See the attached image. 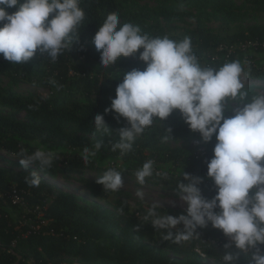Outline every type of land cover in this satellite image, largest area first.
Segmentation results:
<instances>
[{
    "label": "trees",
    "instance_id": "1",
    "mask_svg": "<svg viewBox=\"0 0 264 264\" xmlns=\"http://www.w3.org/2000/svg\"><path fill=\"white\" fill-rule=\"evenodd\" d=\"M79 7L84 11V18L69 37L77 46L92 43L110 13L118 14V27L130 23L150 39L167 37L177 42L184 38L169 34L167 27L171 22L191 19L196 26L187 37L202 68L218 70L226 63L239 61L247 73L246 78L253 82L242 89L247 92L246 101L250 99L252 87L264 89V64L257 60L264 58V26L231 28V24L241 21L249 10L264 11V0H155L153 5H143L140 0H79ZM6 11L11 14L16 8ZM214 21L220 22V34L208 32L207 23ZM96 58L100 60V56ZM145 67V62L121 57L116 65H102L94 73L84 69L82 74L65 76L58 89L48 94L40 90L26 94L16 91L21 83L50 88V57L46 53L35 54L24 64L12 63L4 57L0 59V75L7 78L6 84L0 83V107L24 113V118H18L0 110V149L20 157L22 150L27 155L38 149L51 152L54 158L50 166L41 169L38 164L32 165L51 177L75 176L98 202L106 203L111 196H116L108 208L97 202L83 201L42 178L38 187L30 186L26 178H30L32 171L0 168V188L15 186L25 190L30 212L24 213L40 223L37 231L24 236L29 228L23 223V207L0 198V264H28L31 259L36 264L74 261L82 264H205L193 251L194 246H199L212 258L213 264H225L223 254L238 252L234 246L224 247L230 242L229 238L210 223L197 228L199 236L187 240L188 245L186 241L175 242L179 229H172L173 238L165 239L168 230L150 224L152 217L148 216V211L152 207L132 208L129 191L104 190L96 183L103 175L101 171L114 169L122 176H135L145 162L152 160L153 174L146 179L153 184L177 191L179 181L187 182L183 174L188 173L202 178L198 187L205 189V198L211 199L217 191L206 175L207 161L213 156L216 143L215 134L211 141L204 142L203 152L167 144L188 138L202 141L198 132L189 129L179 110H173L162 121L154 119L153 124L137 136L126 155L121 156L118 149L112 150V144L119 140L118 130L127 126V121L105 109L115 98V88L122 81L123 73L133 69L142 71ZM257 82L260 84L253 86ZM232 102L235 101L226 98V117L233 115ZM98 114L103 116L110 134L100 135L95 131L93 120ZM96 141L101 143V149L85 161L84 149H93ZM87 172H95L97 176L90 178ZM155 211L160 216L186 214L185 209L156 207ZM183 244L185 249L179 250L178 246ZM258 247L264 251V245ZM169 251L185 255L170 256ZM248 259L249 254L242 253L238 264H247Z\"/></svg>",
    "mask_w": 264,
    "mask_h": 264
},
{
    "label": "clouds",
    "instance_id": "2",
    "mask_svg": "<svg viewBox=\"0 0 264 264\" xmlns=\"http://www.w3.org/2000/svg\"><path fill=\"white\" fill-rule=\"evenodd\" d=\"M7 8L16 11L9 14ZM83 18L79 0H0V54L12 63L24 64L39 51L55 61L72 44L69 37ZM118 25V14L110 13L93 36L100 64L116 65L121 57L143 49L138 58L146 67L123 73L115 98L105 109L127 121V126L118 130L119 140L112 144V150L126 155L154 119L162 121L173 110H179L189 129L198 132L203 142L211 141L215 134L206 172L216 186L215 196H202L198 187L202 178L184 173L187 182L179 181L177 188L186 214L159 216L153 205L148 211V216L153 217L152 226L168 230L165 239H172L171 230L179 229L175 233V242L179 243L199 236L197 228L210 223L229 238L226 249L234 246L238 250L223 254L225 264H238L242 253L249 254L247 264H264V251L258 247L264 245V93L242 103L247 92L242 91L241 78L247 73L241 63H226L218 70L202 68L188 37L179 42L167 37L150 39L136 25ZM226 98L236 104L230 117L225 116ZM93 122L98 134H110L102 115H96ZM101 146L96 141L93 149L85 148V161L96 156ZM20 155L23 168L38 164L43 169L54 158L53 153L41 149L31 155L22 150ZM153 165L148 160L136 171L139 184L152 176ZM29 177V185L38 187L37 172L32 171ZM96 183L111 191H118L124 184L121 172L114 169L107 170ZM136 195L143 198L144 193L138 190Z\"/></svg>",
    "mask_w": 264,
    "mask_h": 264
},
{
    "label": "rangeland",
    "instance_id": "3",
    "mask_svg": "<svg viewBox=\"0 0 264 264\" xmlns=\"http://www.w3.org/2000/svg\"><path fill=\"white\" fill-rule=\"evenodd\" d=\"M140 3L143 5L144 4L153 5L155 3V0H140ZM207 24H208L207 26L210 27L208 29V32L211 33L212 35H216L218 33L220 34L222 32V27L220 25V22L214 21ZM252 25L264 26V11L249 10L243 15L241 21H236V23L231 24V28H233V30L234 29L237 30L240 28L246 29L247 27H250ZM195 26L196 23L194 20L187 19L184 22H180V21L171 22L170 25L167 27V30L169 34H175L177 37L185 38L190 35V32L195 28ZM141 51H143V49H139L137 53L132 54L125 58L130 59L132 61L143 62L138 58L139 53ZM39 54L41 53L37 51L36 55ZM42 55H45V53ZM96 56H100V51H97L94 44L90 42L86 43L85 47L77 46L75 43L69 44V48L63 49L55 61H52L50 58V63L52 65V68L48 69V72H50L51 75L48 78V84L50 88L47 89V88L34 87L33 85L28 83H21L20 86L16 88V91L20 93L32 94L35 90H40L41 92L48 94L53 89H58L59 85H61V80H63L65 76L71 77L74 75L82 74V71L84 69L93 71V73L97 69H100L102 65L100 64V60H98ZM2 58H3V54H0V59ZM257 60L260 64H264V58H260ZM241 79L244 85H249L250 83H253L251 80H249L243 75ZM0 83L6 84L7 78L5 76L0 75ZM259 84L260 83L257 82L253 86H257ZM260 93H264V89L252 87L251 96L248 101H250L252 97ZM248 101H244L242 103H246ZM232 104L234 107H236L235 102H232ZM0 110L3 113L13 114L18 118H24V113L22 111L12 110L11 108L8 107H0ZM167 144H169L170 147H178L181 149H188L190 151L196 150L198 152H203L206 148V144L196 138L179 139L177 141H170ZM20 158L22 157L0 149V168H14L26 172L36 171L37 174L40 176V178L44 179L46 182L53 184L64 191L73 193L81 197L83 201L97 202L105 205L108 208H110L111 202H113V200L116 197V196H111L108 200L109 202L106 203H104L103 201L98 202L97 199L91 197L86 187L83 184L79 183L76 180L75 176L65 178L61 174H57L56 176L51 177L43 173V171L40 168L32 164L29 165L28 168H23L19 163ZM101 173L104 174L105 171H101ZM86 174L90 178L97 176L95 172H87ZM208 179L210 182H213L211 178ZM122 180L124 184L121 188L129 191L131 194L129 198V203L132 208L137 205H141L145 208L152 207L153 205H156L157 208L160 207L171 208V209L186 208V205H184L183 201L180 199L179 190L177 191L166 190L162 185L153 184L151 180L146 178L144 184L141 185L137 182L136 176H129V175L122 176ZM213 186H215L214 183ZM138 190L144 193L143 198H140L136 195ZM200 191L202 196H204L205 189H201ZM215 194L216 193H213L214 196ZM152 219L153 217L150 220L151 225H152L151 223ZM186 245H188L187 241H186ZM178 249L184 250L185 245L183 244L178 246ZM168 253L170 256L185 255V253H180V252L173 253L169 251ZM209 259L212 260V258L210 257ZM204 263L206 264L211 263V261L205 260Z\"/></svg>",
    "mask_w": 264,
    "mask_h": 264
},
{
    "label": "built area",
    "instance_id": "4",
    "mask_svg": "<svg viewBox=\"0 0 264 264\" xmlns=\"http://www.w3.org/2000/svg\"><path fill=\"white\" fill-rule=\"evenodd\" d=\"M26 193L27 192L25 190L19 189L15 186L9 187L5 190L0 188V198H2L4 201L8 200L12 204L20 205L23 207V215H22L23 223L28 225V228H29L28 231L24 234V236L28 235L29 232H31V231L32 232L37 231L40 227V223H35L34 219L26 217V215H25L26 213H24V212H30V206L27 205V201L25 199ZM41 224H43V221L41 222ZM12 244H14V242ZM193 251L200 257V259L203 262H205V260H209V261H211V263H207V264H213L212 260L209 259V257L206 255V253L203 250H201V248L199 246H194ZM28 264H36V262L33 259H31L28 262ZM61 264H69V263L64 262ZM71 264H82V263H80L78 261H74Z\"/></svg>",
    "mask_w": 264,
    "mask_h": 264
}]
</instances>
